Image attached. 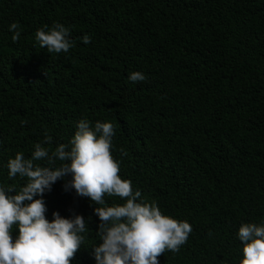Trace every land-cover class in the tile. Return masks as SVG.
<instances>
[{
	"label": "trees",
	"instance_id": "16d2710c",
	"mask_svg": "<svg viewBox=\"0 0 264 264\" xmlns=\"http://www.w3.org/2000/svg\"><path fill=\"white\" fill-rule=\"evenodd\" d=\"M55 22L71 29L68 53L36 40ZM81 119L112 122L119 175L192 225L159 264H240L239 227L264 222V0H0V183L19 191L9 158L68 144ZM63 185L44 194L47 218H91L72 264H95L94 205Z\"/></svg>",
	"mask_w": 264,
	"mask_h": 264
},
{
	"label": "clouds",
	"instance_id": "9594fccd",
	"mask_svg": "<svg viewBox=\"0 0 264 264\" xmlns=\"http://www.w3.org/2000/svg\"><path fill=\"white\" fill-rule=\"evenodd\" d=\"M9 30L12 40L19 41L20 24L11 23ZM81 39L84 44L92 41L87 34ZM36 40L49 52L68 53L75 47L71 29L60 22L38 29ZM128 79L137 83L146 81L147 76L134 71ZM114 136L112 122L96 121L93 126L81 119L68 144L61 143L50 151L36 143L30 158L23 152L9 158L8 176H19L25 183L19 191L0 183V264H72L91 218L75 213L65 217L58 211L52 213L51 220L47 218L44 194L58 180L64 181L65 191L74 190L94 205L100 221L96 230L100 241L91 247L95 264H159L158 257L166 250L179 252L192 225L163 214L155 202L143 201L132 181L119 175L120 161L112 154ZM50 140L47 137L44 143ZM106 194L125 202L108 206ZM13 226L18 229L15 237ZM238 239L243 242L240 264H264V222L241 224Z\"/></svg>",
	"mask_w": 264,
	"mask_h": 264
}]
</instances>
